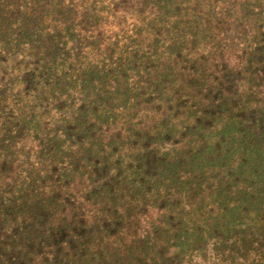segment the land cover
Listing matches in <instances>:
<instances>
[{
  "label": "trees",
  "instance_id": "16d2710c",
  "mask_svg": "<svg viewBox=\"0 0 264 264\" xmlns=\"http://www.w3.org/2000/svg\"><path fill=\"white\" fill-rule=\"evenodd\" d=\"M0 264H264V0H0Z\"/></svg>",
  "mask_w": 264,
  "mask_h": 264
}]
</instances>
